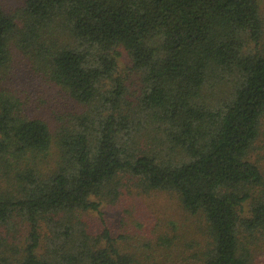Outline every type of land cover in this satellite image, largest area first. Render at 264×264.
<instances>
[{
	"label": "trees",
	"instance_id": "obj_1",
	"mask_svg": "<svg viewBox=\"0 0 264 264\" xmlns=\"http://www.w3.org/2000/svg\"><path fill=\"white\" fill-rule=\"evenodd\" d=\"M18 61L76 106L32 110ZM125 193L141 236L185 215L146 261L85 217ZM0 264H264L261 0H0Z\"/></svg>",
	"mask_w": 264,
	"mask_h": 264
},
{
	"label": "rangeland",
	"instance_id": "obj_2",
	"mask_svg": "<svg viewBox=\"0 0 264 264\" xmlns=\"http://www.w3.org/2000/svg\"><path fill=\"white\" fill-rule=\"evenodd\" d=\"M1 2L6 8L10 9H15L19 4V0H1ZM261 6L264 10V0H261ZM122 67L123 69L126 68V66ZM11 72L13 73L7 77L5 86L7 88L12 86V88H16L21 95L24 94V96H29L30 101H32V110L36 109L40 112L49 113L52 119L57 121L58 112L65 113L76 106L69 97L66 96L62 98V95H60L57 90H51L50 87L43 84L42 80H38L36 78L35 67L30 62L18 61ZM135 79V76L132 75L128 82L130 83L132 81V83H130L132 90L136 87L134 84ZM261 144L262 142L260 145ZM127 197L128 195L125 193L116 201V204H106L105 206H102V213H90L88 215L86 214L85 217L96 230H101L104 227L101 218H106L112 228L113 236L118 240L119 246L126 252L129 251L136 255V258H141L146 261L148 255L146 254V256H144V254L141 253L143 250L147 249L142 245V243L145 242V238H147L149 234H153L151 238L153 247L157 244L168 245L172 239H174V242L177 241V234L173 224L175 222L178 225L182 224L185 220V215L180 204L176 201V198H173V196L168 193H162L153 203L154 206L156 204L155 208L150 204L143 207L146 216L151 220L150 224L146 223L145 226L151 228L154 221L159 219L162 220L161 223H159L161 226L157 230H154L153 233L149 232L144 236H141L137 226L138 220L140 219L139 214L143 210H138V208H136V198H134L133 201L132 197ZM159 215L162 216V218L159 217L158 219ZM26 231V225H22L23 235L26 234ZM180 239L183 244L191 242L190 236L183 237V230ZM163 240L166 241L164 242ZM148 250L150 251L152 249L148 248Z\"/></svg>",
	"mask_w": 264,
	"mask_h": 264
}]
</instances>
